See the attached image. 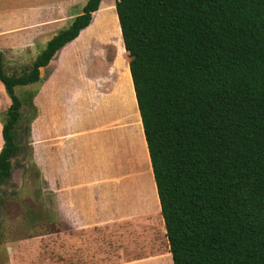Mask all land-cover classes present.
Listing matches in <instances>:
<instances>
[{"label":"trees","instance_id":"1","mask_svg":"<svg viewBox=\"0 0 264 264\" xmlns=\"http://www.w3.org/2000/svg\"><path fill=\"white\" fill-rule=\"evenodd\" d=\"M102 1L88 0L20 75L5 71L0 50L10 99L0 192L21 122L27 140L38 114L39 88L29 103L15 89L42 84L41 69ZM116 11L172 263L264 264V0H118Z\"/></svg>","mask_w":264,"mask_h":264},{"label":"rangeland","instance_id":"2","mask_svg":"<svg viewBox=\"0 0 264 264\" xmlns=\"http://www.w3.org/2000/svg\"><path fill=\"white\" fill-rule=\"evenodd\" d=\"M43 1L45 0H36L39 6L37 11L51 6L55 8L56 31L60 26L70 23V18L75 14L81 13L88 0H46L51 6L46 2L41 5ZM117 1H102V9L96 13V18L93 17L95 22L91 29L74 46L70 54L72 83L74 85L79 73L81 78L89 83V88L85 90L86 95L89 92L88 97L92 92V79L99 77L108 66H112V74L117 75L122 92L126 97H131V59L122 42L116 11ZM64 4H68L65 9ZM14 5V0H0V50L5 56V71L8 74L20 75L22 69L28 67L37 55L31 58V55L24 52L17 54V41L20 42L22 38L16 36L14 31L12 35L3 31L7 25L6 10ZM41 15L42 12H38L36 17ZM43 73L46 77V72ZM35 89V86H32L16 88L15 91L18 97L26 99L29 103L31 98L27 96ZM37 95L33 99L35 107L34 100ZM90 99L91 96L86 100L84 111L88 127L91 125L92 115L89 110ZM9 104V97L0 83V112L6 110ZM137 108L133 113L129 110L128 114L114 107L110 115L106 104H103L102 110L97 108L96 124L100 131H103L101 135L108 131L106 122L112 120L111 123L115 125L112 127L113 132L125 129L130 144L129 151L120 147L114 157L113 169H116V173L112 179L110 194L107 188L100 187L102 204H98L94 210L80 211L85 218L93 216L94 221L99 220L103 225L100 233L94 231L91 226L82 227V221L77 216L79 213L71 208L70 194L62 191L57 197L41 169L33 164V121L38 114L30 122V136H27V140L24 138L22 126L28 124V120L27 123L26 120L21 122V151L13 160L12 178L2 186L0 192V264H58L56 260H52L53 255L50 260V254L70 256L75 252L86 260V264H136L139 263L137 261L149 260L152 257L158 259L146 264H172L164 236L165 225L161 208L159 210L156 207L159 201L157 188L143 141L144 133ZM23 112L30 113L25 108ZM39 133L43 139L49 136L47 131L42 129ZM0 135L1 150L2 116ZM56 135L52 138V143L61 146L57 147L61 151L63 140L60 141V136ZM101 142V147L106 148L108 140L102 138ZM113 142L112 146L117 142L119 144V137H113ZM105 150L101 155L106 156ZM43 155L47 156L46 153ZM104 184L101 183L102 186ZM95 242L98 250L95 249Z\"/></svg>","mask_w":264,"mask_h":264},{"label":"crops","instance_id":"3","mask_svg":"<svg viewBox=\"0 0 264 264\" xmlns=\"http://www.w3.org/2000/svg\"><path fill=\"white\" fill-rule=\"evenodd\" d=\"M14 1L15 5L6 10L7 25L3 31L7 35H12L14 31L16 36L22 38L21 44L17 41V54L21 55L24 52L31 55V58L34 55L38 56L48 41L69 23L60 26L55 31L57 26L54 16L55 8L46 0L41 5L46 2L51 7L48 9L43 8L42 11H37L39 6L36 4V0ZM68 4H64L63 9ZM101 9L102 6L100 5L96 13L100 12ZM38 12H42L41 17H36ZM72 18L70 19L72 20ZM93 23L94 20L88 28L80 33L77 39L63 47L47 67L41 69L43 82L40 86L35 85L36 89L39 88V92L34 100L38 110V117L33 121L32 161L36 167L41 169L57 197L62 194V191L70 194L71 208L79 213L77 216L82 221V227L91 226L94 231H99L100 233L103 225L98 222L99 220L94 221L95 217L93 216L85 218L80 211L94 210L98 207V204H102V190H100V187L107 188L108 192L111 189L112 179L116 173V169H113V160L116 157L117 150L121 147L129 151L130 144L125 129L113 132L112 127L115 125L111 123L112 120H109L108 123L106 122L105 126H107L108 131L101 135L103 131L102 129L100 131L98 124H96L97 108L102 110L103 104H106L108 115H110L114 107L118 111L121 110V112L129 114V110H131V113L136 111L138 103L131 74L129 73L131 97H126L125 93L122 92L117 75L112 74V66H108L99 77L92 79L91 99L90 101L88 100L89 110L92 113L90 117L91 125L90 127L87 126L84 111L86 100L90 97L87 96L89 92L86 95L85 91L87 87L89 88V83L85 82L77 73L78 76L76 75L73 85L70 76L69 58L74 46L89 32ZM44 71L46 72V77H44ZM4 111L0 112V116ZM41 129L47 131V134H49L48 138L43 139L39 133ZM56 134L60 136V141L61 139L63 140L61 151L57 148L61 146L52 143V138ZM122 134L124 135L120 137ZM62 136L63 138H61ZM100 136L101 139L105 138L108 140L106 148L101 147L100 144L103 142H101V139L99 140ZM115 136L119 137L120 143L118 144L117 142L115 146H112L114 143L113 137ZM143 141L146 152L149 155L145 134H143ZM103 150L106 151V156L101 155ZM44 153L47 156H44ZM102 182L105 183L104 186L101 185ZM110 198L108 199L111 200ZM156 207L160 210L159 201ZM164 232L166 233V230ZM95 249L98 250L97 242H95ZM52 255V260H56L58 264H86V260L77 252L70 256L53 253L50 254V260ZM61 258L63 260H60ZM156 259L158 257H152L149 260L137 261L139 263L136 264H146Z\"/></svg>","mask_w":264,"mask_h":264}]
</instances>
